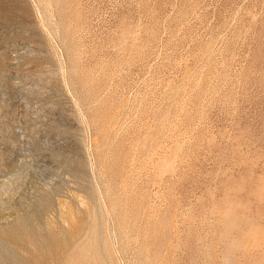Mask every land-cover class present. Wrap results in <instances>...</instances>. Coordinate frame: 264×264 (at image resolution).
Returning a JSON list of instances; mask_svg holds the SVG:
<instances>
[{"label":"rangeland","instance_id":"374dc122","mask_svg":"<svg viewBox=\"0 0 264 264\" xmlns=\"http://www.w3.org/2000/svg\"><path fill=\"white\" fill-rule=\"evenodd\" d=\"M0 264H264V0H0Z\"/></svg>","mask_w":264,"mask_h":264},{"label":"bare ground","instance_id":"6f19581e","mask_svg":"<svg viewBox=\"0 0 264 264\" xmlns=\"http://www.w3.org/2000/svg\"><path fill=\"white\" fill-rule=\"evenodd\" d=\"M49 8V7H48ZM5 242V241H4ZM8 243V242H7Z\"/></svg>","mask_w":264,"mask_h":264}]
</instances>
